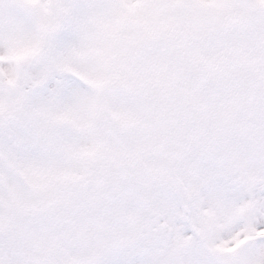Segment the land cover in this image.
Listing matches in <instances>:
<instances>
[{"label":"snow or ice","instance_id":"snow-or-ice-1","mask_svg":"<svg viewBox=\"0 0 264 264\" xmlns=\"http://www.w3.org/2000/svg\"><path fill=\"white\" fill-rule=\"evenodd\" d=\"M0 264H264V0H0Z\"/></svg>","mask_w":264,"mask_h":264}]
</instances>
